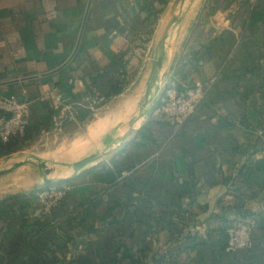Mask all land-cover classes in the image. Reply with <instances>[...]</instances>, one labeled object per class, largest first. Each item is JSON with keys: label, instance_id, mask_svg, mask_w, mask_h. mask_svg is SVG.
<instances>
[{"label": "crops", "instance_id": "crops-1", "mask_svg": "<svg viewBox=\"0 0 264 264\" xmlns=\"http://www.w3.org/2000/svg\"><path fill=\"white\" fill-rule=\"evenodd\" d=\"M236 9L228 18L192 7L173 33L162 87L206 88L195 113L174 126L142 109L166 6L0 0V94L31 103L29 141L56 130L58 111L38 97L95 92L92 77L109 52L124 54L128 83L99 107L101 118L80 122L89 124L88 146L78 160L103 151L101 165L66 184L46 218L16 206L0 219V264H264V0ZM108 117L113 124L91 139L90 127ZM246 217L256 222L253 246L230 252L226 228Z\"/></svg>", "mask_w": 264, "mask_h": 264}, {"label": "built area", "instance_id": "built-area-1", "mask_svg": "<svg viewBox=\"0 0 264 264\" xmlns=\"http://www.w3.org/2000/svg\"><path fill=\"white\" fill-rule=\"evenodd\" d=\"M156 1V0H147ZM206 96V88L201 83L192 87L178 88L175 84L163 88L157 111L174 126L183 125L190 118ZM40 102H49L57 111L56 131L61 132L68 123L80 124L81 108H89L96 113L102 98L86 94L81 101H70L64 92L45 91L38 97ZM32 125L31 103L21 101L17 96L0 94V140L9 143L15 138L26 136ZM68 186H50L37 189V200L32 208V216L46 218L68 193ZM256 222L252 217L237 218L226 228V249L230 252L250 249L253 246V231Z\"/></svg>", "mask_w": 264, "mask_h": 264}, {"label": "rangeland", "instance_id": "rangeland-1", "mask_svg": "<svg viewBox=\"0 0 264 264\" xmlns=\"http://www.w3.org/2000/svg\"><path fill=\"white\" fill-rule=\"evenodd\" d=\"M183 0H176L173 4L165 5L169 10L166 18L161 21L158 37L161 40L165 27L170 19L178 12V5ZM189 0H187L188 2ZM197 1V2H196ZM244 0H195L193 4V14L201 9L205 16L213 15L216 12H227L228 18L234 16L237 6ZM164 6V7H165ZM170 7L172 9H170ZM191 7V8H192ZM167 10V9H166ZM187 11L186 14H188ZM185 14V15H186ZM157 19L161 16H155ZM97 116L92 119H99L105 111H96ZM91 123V122H89ZM104 124V121L102 122ZM89 125V124H88ZM87 124L68 123L61 132L52 131L50 133H42L33 141L27 138V134L23 138L16 139L11 146L14 150L11 154L2 155L0 157V170L9 169L16 163L33 160V163L27 162L23 166L14 169L11 173L0 177V196H7L20 189H33L35 185H42L43 178L38 167L40 162H46L52 172L49 178L58 180L72 173L71 164L82 157V151L87 148L88 139ZM95 126L90 127L91 139H96L97 130ZM106 129L105 127L102 130ZM91 143V142H89Z\"/></svg>", "mask_w": 264, "mask_h": 264}, {"label": "water", "instance_id": "water-1", "mask_svg": "<svg viewBox=\"0 0 264 264\" xmlns=\"http://www.w3.org/2000/svg\"><path fill=\"white\" fill-rule=\"evenodd\" d=\"M195 0H183L178 5V12L170 19L167 26L165 27L163 36L161 40L158 42L155 50V55L153 57L150 78L148 82V88L145 98V103L142 105V109H146L148 105L153 107V109H157L160 101V96L162 93V82H160L159 76L160 72L163 69L164 62L167 58V49L172 41V35L176 32L178 26L182 22L185 14L191 7L193 6ZM142 116L144 114L141 113ZM105 153L103 151H99L97 153H92L87 156H84L80 160H77L71 164L72 174L70 176L63 177L58 180L50 179L48 176L52 172L51 168L48 167L46 162H40L38 167L40 169V173L43 178L42 185H35V190L43 187L50 186H63L66 185L75 179L91 172L101 165L100 159L104 156ZM27 162L33 163V160H27L18 162L9 169L0 170V177L11 173L14 169L19 168L26 164Z\"/></svg>", "mask_w": 264, "mask_h": 264}, {"label": "trees", "instance_id": "trees-1", "mask_svg": "<svg viewBox=\"0 0 264 264\" xmlns=\"http://www.w3.org/2000/svg\"><path fill=\"white\" fill-rule=\"evenodd\" d=\"M156 1L164 6L169 3V0H156ZM155 16H157V12L155 13ZM108 56L110 59V63L108 64V66H106L101 73L92 77V85L96 91L91 92V94L92 96H97L103 99V101L97 107L106 104V102H108L111 98L122 94L128 85L127 79L124 77V75H126V62L123 58L124 54H116L109 52ZM179 76L182 79L187 78V74L181 72ZM180 85L181 84L177 85L178 88H182V85L181 86ZM188 86L192 87L194 85L189 83ZM65 89L66 92L64 91L63 92L65 94L67 93L66 96L69 98L70 101L77 102V101H81V99L83 98V96L77 98L74 95H72L70 88H65ZM92 114L93 111L91 109L81 108L80 116H79L80 122L85 121L87 118L93 117ZM16 139L18 138L13 139L6 144L2 143L0 140V157L2 155L11 154L14 152L11 146L16 142ZM36 192L37 190H32L26 194L18 193L16 195L13 196L11 195L8 196L6 199L1 200L0 219H7L12 214H14V212L16 211V206H18V208H20L21 210L24 209L26 210V212L23 211L26 217L28 216L33 217L32 211L30 210H32V208L36 203L37 200Z\"/></svg>", "mask_w": 264, "mask_h": 264}, {"label": "bare ground", "instance_id": "bare-ground-1", "mask_svg": "<svg viewBox=\"0 0 264 264\" xmlns=\"http://www.w3.org/2000/svg\"><path fill=\"white\" fill-rule=\"evenodd\" d=\"M126 101H127V100H126ZM129 104H130V103H127L122 109L127 110ZM125 110H124V111H125ZM119 111H120V110H119ZM117 114H118V112H117ZM121 114H123V112H122ZM121 114H120V115H121ZM118 115H119V114H118ZM118 115H117V116H118ZM113 122H114V120H112V118L108 117V118H106V119L104 120V124H103V123H102V124H97V126L94 127V129L97 130V131H96V132H97L96 137L99 138V135L105 130V129L102 130L103 127L108 128L110 125L113 124ZM102 134H103V133H102Z\"/></svg>", "mask_w": 264, "mask_h": 264}]
</instances>
